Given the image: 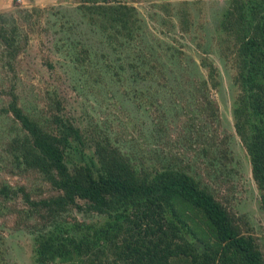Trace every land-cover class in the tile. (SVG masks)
I'll use <instances>...</instances> for the list:
<instances>
[{
  "label": "trees",
  "instance_id": "obj_1",
  "mask_svg": "<svg viewBox=\"0 0 264 264\" xmlns=\"http://www.w3.org/2000/svg\"><path fill=\"white\" fill-rule=\"evenodd\" d=\"M110 2L83 0L76 10L82 21L86 18L83 22L91 37L83 39L85 33L77 42L65 35L61 39L68 47V57L72 60L74 54L76 63L101 61L91 77L98 92L103 90L102 77L109 82L122 77L135 82L146 63L137 45L143 34L135 10ZM219 31L225 37L223 48L232 57L234 84L239 89L233 108L235 133L249 157L264 211V0L230 1L221 14ZM3 33L1 29V40L11 46V38ZM165 47L163 44V50ZM127 48L134 51L130 59ZM156 52L155 48L149 51L148 60ZM200 66L206 76L197 91L201 89L205 95L217 87L218 72L206 59ZM144 80L150 84L147 77ZM50 102V130L24 113L12 93L7 106V113L20 126L8 143L13 166L40 174L53 190L52 195L33 200L24 187H0V209L25 222L35 219L38 225L45 224L31 233L33 264H172L175 260L264 264L255 238L246 235L197 175L163 165L145 171L144 163L131 151L124 153L112 145L98 125L83 131L60 115L59 100ZM208 109L216 106L206 102L204 110ZM17 199L24 203L20 210L14 205ZM73 208L104 221L61 220Z\"/></svg>",
  "mask_w": 264,
  "mask_h": 264
},
{
  "label": "rangeland",
  "instance_id": "obj_2",
  "mask_svg": "<svg viewBox=\"0 0 264 264\" xmlns=\"http://www.w3.org/2000/svg\"><path fill=\"white\" fill-rule=\"evenodd\" d=\"M109 1L135 10L143 34L137 45L146 63L135 82L125 77L109 82L102 77L99 92L91 77L101 61L78 64L61 42L64 35L74 42L82 40L88 31L86 18L82 21L76 10L83 0H12L0 6V31L12 40L9 46L0 38V187H24L33 200L53 194L40 174L13 166L8 143L20 126L7 113V106L12 93L24 113L50 130V101L56 98L63 118L83 131L98 125L112 145L124 153L131 151L144 163L145 171L163 165L197 175L246 235L255 238L264 257L260 192L234 129L233 108L239 94L236 70L219 31L221 14L232 0ZM94 39L97 43L98 36ZM153 48L158 52L148 60ZM173 49L174 55L170 54ZM133 53L127 48V59ZM204 59L218 72L217 87L205 95L197 91L206 76L200 66ZM126 70L131 71L127 65ZM206 102L216 109L205 111ZM23 204L21 199L14 200L18 210ZM61 220L92 224L104 218L73 208ZM44 225L0 209V264H33L31 233ZM172 264L186 263L175 260Z\"/></svg>",
  "mask_w": 264,
  "mask_h": 264
},
{
  "label": "crops",
  "instance_id": "obj_3",
  "mask_svg": "<svg viewBox=\"0 0 264 264\" xmlns=\"http://www.w3.org/2000/svg\"><path fill=\"white\" fill-rule=\"evenodd\" d=\"M10 1H12V0H0V6L5 5V4H9ZM24 1H26V0H24Z\"/></svg>",
  "mask_w": 264,
  "mask_h": 264
},
{
  "label": "built area",
  "instance_id": "obj_4",
  "mask_svg": "<svg viewBox=\"0 0 264 264\" xmlns=\"http://www.w3.org/2000/svg\"><path fill=\"white\" fill-rule=\"evenodd\" d=\"M120 1V0H119ZM118 0H116V2H113V3H115V4H120V2H119ZM111 3V2H110Z\"/></svg>",
  "mask_w": 264,
  "mask_h": 264
}]
</instances>
